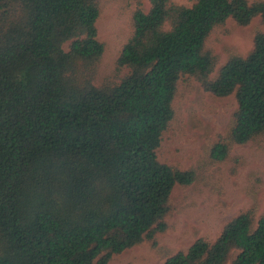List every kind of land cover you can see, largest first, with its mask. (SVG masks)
Wrapping results in <instances>:
<instances>
[{
    "label": "trees",
    "instance_id": "1",
    "mask_svg": "<svg viewBox=\"0 0 264 264\" xmlns=\"http://www.w3.org/2000/svg\"><path fill=\"white\" fill-rule=\"evenodd\" d=\"M102 2L0 0V264H111L156 247L174 190L198 179L158 157L183 80L236 102L215 162L264 135V32L220 68L206 46L228 22L264 24V0H150L132 14L118 77L97 85ZM233 258L264 264V214L241 212L164 264Z\"/></svg>",
    "mask_w": 264,
    "mask_h": 264
},
{
    "label": "rangeland",
    "instance_id": "2",
    "mask_svg": "<svg viewBox=\"0 0 264 264\" xmlns=\"http://www.w3.org/2000/svg\"><path fill=\"white\" fill-rule=\"evenodd\" d=\"M172 1L183 6L193 3ZM138 7L148 12L151 2L103 0L97 27L106 53L97 85L118 77L117 60L131 35L130 20ZM257 32H264V24L257 19L246 28L232 22L216 28L206 46L219 57L218 68L231 56L246 57ZM174 108L176 117L163 136L158 157L172 167L195 170L197 182L174 190L168 231L157 237L156 247L145 242L116 256L111 264H164L172 256L186 253L199 239L215 241L226 223L239 213L254 209L258 215L264 214V135L234 147L224 162H215L211 157L213 147L230 128L235 100L217 99L207 94L198 81L186 79L179 85Z\"/></svg>",
    "mask_w": 264,
    "mask_h": 264
}]
</instances>
